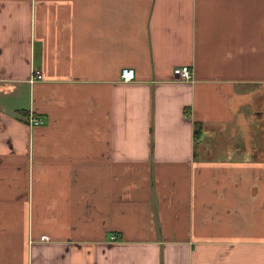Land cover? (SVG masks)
I'll return each mask as SVG.
<instances>
[{
	"label": "crops",
	"instance_id": "obj_1",
	"mask_svg": "<svg viewBox=\"0 0 264 264\" xmlns=\"http://www.w3.org/2000/svg\"><path fill=\"white\" fill-rule=\"evenodd\" d=\"M0 264H264V0H0Z\"/></svg>",
	"mask_w": 264,
	"mask_h": 264
},
{
	"label": "built area",
	"instance_id": "obj_2",
	"mask_svg": "<svg viewBox=\"0 0 264 264\" xmlns=\"http://www.w3.org/2000/svg\"><path fill=\"white\" fill-rule=\"evenodd\" d=\"M174 73L178 76L181 80H189L192 78V71L190 66L183 65V66H177L174 69ZM122 80L124 81H131L135 79L136 77V70L133 67H126L122 70ZM43 78V74L40 71H35L33 76L30 78L31 82H36L38 80H41ZM45 121L41 116L36 115L35 113H31L28 117V124L31 127L39 126L43 124ZM115 236H112V239H115ZM41 239L47 240L49 239L48 235H42Z\"/></svg>",
	"mask_w": 264,
	"mask_h": 264
},
{
	"label": "trees",
	"instance_id": "obj_3",
	"mask_svg": "<svg viewBox=\"0 0 264 264\" xmlns=\"http://www.w3.org/2000/svg\"><path fill=\"white\" fill-rule=\"evenodd\" d=\"M201 127L196 126L195 133L199 134Z\"/></svg>",
	"mask_w": 264,
	"mask_h": 264
}]
</instances>
